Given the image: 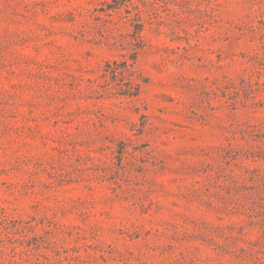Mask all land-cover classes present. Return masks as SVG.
Instances as JSON below:
<instances>
[{
  "label": "rangeland",
  "instance_id": "1",
  "mask_svg": "<svg viewBox=\"0 0 264 264\" xmlns=\"http://www.w3.org/2000/svg\"><path fill=\"white\" fill-rule=\"evenodd\" d=\"M0 0V264H264V0Z\"/></svg>",
  "mask_w": 264,
  "mask_h": 264
},
{
  "label": "trees",
  "instance_id": "2",
  "mask_svg": "<svg viewBox=\"0 0 264 264\" xmlns=\"http://www.w3.org/2000/svg\"><path fill=\"white\" fill-rule=\"evenodd\" d=\"M125 0H118L115 2V6H113V8H117L118 5H120L121 3H123Z\"/></svg>",
  "mask_w": 264,
  "mask_h": 264
}]
</instances>
